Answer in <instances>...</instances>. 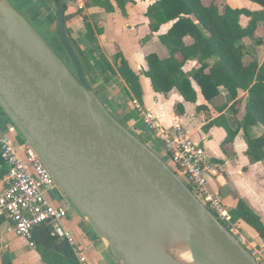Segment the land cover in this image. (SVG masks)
Wrapping results in <instances>:
<instances>
[{
	"label": "water",
	"instance_id": "water-1",
	"mask_svg": "<svg viewBox=\"0 0 264 264\" xmlns=\"http://www.w3.org/2000/svg\"><path fill=\"white\" fill-rule=\"evenodd\" d=\"M57 5L74 72L9 0H0V108L71 206L123 264H260L91 86Z\"/></svg>",
	"mask_w": 264,
	"mask_h": 264
},
{
	"label": "crops",
	"instance_id": "crops-1",
	"mask_svg": "<svg viewBox=\"0 0 264 264\" xmlns=\"http://www.w3.org/2000/svg\"><path fill=\"white\" fill-rule=\"evenodd\" d=\"M9 1L15 8H18L20 12L25 14L27 20H30L34 24L33 26L36 30L38 29V32L40 31L44 35L49 36L52 42H55L57 39L59 43L57 17L52 2L49 0ZM94 1L95 0H90L84 10H77V8L70 4L67 6L65 13L66 27L70 37L76 42L77 47L83 51L93 65L95 61L90 58V52L93 46L86 39L87 30L84 21L86 17L94 29L97 24L98 27L103 30L102 33L96 32V38L100 52L107 61L114 66L115 56L118 52H121L128 61L130 67L139 75L143 92L142 102L137 100L140 106L144 110L152 112L163 128L172 129L176 125H180L195 142L204 146L215 166V175L211 180V188L220 195L227 209L233 212L238 201L242 199L264 222V177H260L256 174V169L263 162L256 164L251 163L246 154L248 146L243 132H240L232 143L224 144L227 132L223 127L212 126L210 129H205L222 115L225 116V121L230 126H233L236 120L242 121L246 113L247 93L240 92V94L243 95L239 97L242 103L239 108V113L236 116L229 111L232 104L228 106L225 104L218 106L219 102H226L228 93L224 88H221V96L212 103L205 101L198 85L193 80L192 84L197 92L196 104L186 102L176 89L168 95L156 93L153 90L150 79L144 75L146 70L145 58L149 54H156L162 59L169 56V52L160 42L159 36L166 34L171 24L163 25L158 33L151 31V21L146 17L148 8L153 4L150 0H135V4L127 3L125 6V13L118 7L115 0H109L115 8L113 13H108L104 9L96 6ZM226 1L232 8H246L249 10L260 9L258 5L247 0ZM244 18L247 19L246 17L241 18L242 26V20ZM262 27H264V22L259 23L255 37ZM246 40L251 39H245L244 41ZM262 54H264V52ZM262 59H257L260 65L264 63V60L263 63L261 62ZM196 67L197 62L191 61L184 67V72L191 74ZM101 70V66L95 67V71L86 75L94 91L106 108L116 118L122 121L124 119L125 121L128 115L134 114L136 118L133 117L129 119V121H126V123H130L133 126L136 125L135 127L139 128V121L140 124L143 125V123L139 113L133 107V100H130L128 97V88L126 84L118 74H112L111 71L103 73ZM179 106L183 107V111L177 110ZM198 106L205 107V109L199 111L197 109ZM189 107H192L193 110L188 114ZM223 107H225V110L223 113H220L219 109ZM168 109H171V111L167 113ZM142 125L139 128L141 130ZM143 128L145 129L144 125ZM263 133L264 127L261 125L249 129V134L252 137H259ZM4 135L13 138L17 137L18 139L16 138V140L19 142L17 130L8 118L0 113V138ZM214 137L223 151H220V155L210 156V151H208L207 147L211 141H214ZM240 158L243 160V163L237 165L236 162ZM230 164L234 165V170L242 184H249L248 181L250 179L256 181L254 186L257 188L258 193L255 195L254 200L246 199L241 193L238 195L234 207L226 203L225 200L230 199L238 192L236 188L231 186V175L228 172ZM6 174L7 166L0 156V192L4 188L3 180ZM51 194L54 199L52 200V198H50L55 206L68 208L69 201H67L60 190L57 189ZM237 223L243 232H246V234L248 233L249 236L246 235L247 237L257 238L260 242H263L258 234L246 223L243 221H238ZM64 226L79 240L84 255L91 264H123L113 256L109 244L92 231L87 220L73 207L69 208L68 218L64 222ZM10 227L11 224L7 219H0V264H45L35 247L27 240L15 236L9 231Z\"/></svg>",
	"mask_w": 264,
	"mask_h": 264
},
{
	"label": "trees",
	"instance_id": "trees-1",
	"mask_svg": "<svg viewBox=\"0 0 264 264\" xmlns=\"http://www.w3.org/2000/svg\"><path fill=\"white\" fill-rule=\"evenodd\" d=\"M115 1L124 13L127 3L135 4V0ZM150 1L153 4L148 8L146 17L151 21V31L158 33L163 25L171 24L169 31L159 36L169 56L162 59L156 54H149L145 58L144 75L150 79L153 90L168 95L176 89L186 102L196 104L197 92L192 80L196 82L208 103L220 97L221 88H224L233 101L229 111L235 116L239 113L242 103L239 99L240 92L247 93L246 113L242 121L236 120L233 126H230L222 115L205 129L212 126L223 127L227 132L224 144L232 143L239 133L243 132L248 146L246 154L251 163L264 162V133L259 137H252L249 134L251 127L259 125L264 127V63L260 65L243 44L245 39L255 38L259 23L264 22V0H247L258 5L260 7L258 10L232 8L226 0ZM58 2L54 5L56 15ZM94 4L108 13L115 11L109 0H95ZM242 17L249 19L246 27L241 25ZM84 21L86 39L93 46L90 52V58L95 61L93 65L69 35L82 65L87 67L88 73L101 66L103 73L111 71L112 74H118L128 88L130 100L142 102L143 92L139 75L130 67L121 52L116 54L112 66L98 47L96 32L102 33L103 30L97 24L94 29L86 17ZM248 56L251 57L250 62L245 61ZM191 61H196L197 67L191 74L185 73L184 67ZM71 71L74 72L73 66ZM177 108L183 111L182 106ZM197 109L200 111L205 107L198 106ZM224 110L225 107L219 109L220 113ZM0 113L4 114L1 109ZM133 117L136 118L134 114H130L123 121L124 124L121 123L126 126V121ZM141 125L139 121L138 127ZM232 218L235 222L246 223L264 242V222L242 199L233 210ZM32 245L45 264H79L68 243L52 237L46 226L34 230Z\"/></svg>",
	"mask_w": 264,
	"mask_h": 264
},
{
	"label": "built area",
	"instance_id": "built-area-1",
	"mask_svg": "<svg viewBox=\"0 0 264 264\" xmlns=\"http://www.w3.org/2000/svg\"><path fill=\"white\" fill-rule=\"evenodd\" d=\"M49 1L55 5L59 0ZM89 1L69 0L68 5L84 10ZM133 107L145 127V130L137 128L138 132L146 133L150 141L163 148L172 170L236 240L256 260L263 257L261 248L242 232L233 220L232 212L211 188L215 166L204 146L195 142L180 125L172 129L163 128L155 115L144 110L136 99L133 100ZM0 145L1 158L7 166L4 188L0 192V219L10 222L9 231L32 244L34 230L46 226L52 237L68 243L79 264H91L79 240L64 226L72 206L69 203L68 208H61L53 204L50 194L59 188L37 153L28 143L20 144L16 138L7 135L0 138Z\"/></svg>",
	"mask_w": 264,
	"mask_h": 264
},
{
	"label": "rangeland",
	"instance_id": "rangeland-1",
	"mask_svg": "<svg viewBox=\"0 0 264 264\" xmlns=\"http://www.w3.org/2000/svg\"><path fill=\"white\" fill-rule=\"evenodd\" d=\"M205 1V0H204ZM15 7V6H14ZM18 10V8H16ZM19 13H21L25 18V14H23V12H20V10H18ZM27 19V18H26ZM29 22L34 25L30 20ZM249 22V19H243L242 20V24L243 26H246ZM38 30V29H37ZM39 33L43 36V38L49 43V45L61 56V58L65 61V63L70 67V69H72V65H71V62L69 60V58L66 56V54H64V51L61 49L59 43H58V40L56 39L55 42H52L50 41V38L49 36L47 35H44L42 32L39 31ZM243 44L246 46V48H248L249 50V54L251 56H253L254 58H257V59H262L264 58V54H262L264 52V27H262V29H260L258 31V34L256 35V37L254 39H251V40H246L243 42ZM263 60H261V62L263 63ZM245 61L246 62H250L251 61V57L248 56L247 58H245ZM83 68H84V71H85V74L88 75V71H87V67L83 64L82 65ZM89 80V79H88ZM90 82V81H89ZM243 95L240 94L239 97H242ZM243 100V99H242ZM230 105V104H233V101L227 96L226 98V102L223 101V102H219L218 103V106H221V105ZM178 110V109H177ZM192 107H189L188 109V114L190 112H192ZM171 111V109H168L167 113ZM173 111V109H172ZM120 122H122L124 124V119L123 121L120 120L119 118H117ZM126 127H128L135 135H139L141 137V139L143 141H145L147 143V145L153 150L155 151L161 158L164 159V161H166L167 163L169 162L168 161V158L166 156V153L165 151L163 150L162 147L159 146V144L157 143H154L152 141L149 140V137L146 135V133H142V132H138L137 128L135 126H133L132 124L130 123H126L125 124ZM175 125V124H174ZM173 125V126H174ZM18 137H19V143L20 144H23L25 141L24 139L22 138V136L19 135L18 133ZM17 138V137H16ZM18 139V138H17ZM217 140L216 138L214 137V141H211L209 146L207 147L208 151H210V156H213V155H220V151H223L221 149V147L217 144ZM231 153V152H230ZM231 157V156H230ZM239 163H243V160L240 158L236 164L238 165ZM234 165L233 164H230L229 165V168H228V172L230 173L231 175V186L233 188H236L237 189V194H234L230 199H227L225 200L226 203L231 206V207H234L235 204H236V201L238 199V195H240L241 193L245 196L246 199H250V200H254V197L255 195L258 193L257 192V188L254 186L256 181L250 179L248 181L249 184H242L241 181H239V177L237 176V173L235 172L234 170ZM222 173V172H220ZM224 174V173H222ZM256 174L260 177H264V162L256 169ZM52 198V200L54 199L53 198V195L51 194L50 196ZM68 201V200H67ZM243 232V230H242ZM245 235H248V233L246 234V232H243ZM251 234V233H250ZM249 236V235H248ZM249 238V237H248ZM249 239L251 240H254L256 242V245L259 246L261 248V250L264 252V242H260L259 239H254L253 237H250ZM260 250V249H259ZM257 261H259L260 264H264V253H263V257L257 259Z\"/></svg>",
	"mask_w": 264,
	"mask_h": 264
},
{
	"label": "bare ground",
	"instance_id": "bare-ground-1",
	"mask_svg": "<svg viewBox=\"0 0 264 264\" xmlns=\"http://www.w3.org/2000/svg\"><path fill=\"white\" fill-rule=\"evenodd\" d=\"M172 251L177 260L182 264H193L189 248L186 243L175 244Z\"/></svg>",
	"mask_w": 264,
	"mask_h": 264
}]
</instances>
